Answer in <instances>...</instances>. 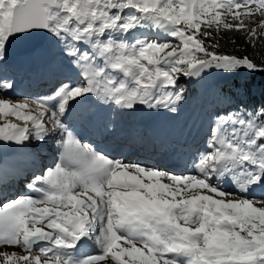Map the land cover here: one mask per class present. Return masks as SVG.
<instances>
[{"label": "snow or ice", "instance_id": "obj_1", "mask_svg": "<svg viewBox=\"0 0 264 264\" xmlns=\"http://www.w3.org/2000/svg\"><path fill=\"white\" fill-rule=\"evenodd\" d=\"M22 66L49 86L0 98V245L23 253L0 264H264V83L218 84L174 167L104 143L187 83L264 73V0H0V94Z\"/></svg>", "mask_w": 264, "mask_h": 264}, {"label": "rangeland", "instance_id": "obj_2", "mask_svg": "<svg viewBox=\"0 0 264 264\" xmlns=\"http://www.w3.org/2000/svg\"><path fill=\"white\" fill-rule=\"evenodd\" d=\"M30 72L27 73L26 75H29L26 77L21 72L16 73V87L10 91L9 96H4L3 94H0V98H9L12 100V102H24L25 98L27 97H33L40 95L44 92L47 91V87L49 86L48 82L45 79H42L40 77V69L37 66H30L29 68ZM242 75V74H247L245 71H241L240 73L236 75H225L222 73H213L209 77H207L204 81L198 82V83H187V88H188V100L185 104H183L180 107V112L179 115H173L175 117V125L177 128L176 135H172V140H170V147L168 149H164L165 151H162L161 158L157 156H153L152 161H159L162 164H167V167H173L170 165L172 163L173 159H169L170 162L166 163V154L169 152L173 151V148H179L181 146H184L185 142L188 144H191L193 142L192 139H187L185 136L182 139V127L186 125V122L190 121L192 124V130L191 136H195L196 141L198 142L200 138L203 136L204 130L207 128V118H206V113L211 110V108L214 106L215 103V96H214V91L213 89L218 85V84H226L228 80H232L234 76L237 75ZM36 80L38 82L39 78L40 81L39 83L42 84L43 87L31 84V79ZM45 83V84H43ZM180 83L184 84L185 80L182 78ZM40 84V85H41ZM257 85V84H256ZM167 112H156V113H145L144 112H138L135 114L131 115H125L119 125H118V140H114V143H111L109 145H118V141L123 139H127L129 143H132L135 148L137 147H146V148H157L160 146L163 142L162 136L160 135V131L156 127L158 122H161L163 118V114ZM154 114L146 120L140 121V117L144 115H150ZM152 118V119H151ZM14 119V118H13ZM144 121H146L144 123ZM14 122H16L14 120ZM157 130L156 133L153 131ZM195 131V132H194ZM194 134V135H193ZM196 134V135H195ZM154 136V137H153ZM129 138V139H128ZM153 138V140H152ZM113 142V140H111ZM51 143V142H50ZM129 145V144H128ZM133 145L129 147H133ZM141 149V148H140ZM143 150V149H142ZM158 150V149H157ZM12 148H5L3 151V156L4 160H11L12 159V153H13ZM46 151H51V154H47L46 160L48 162H51L53 152L51 149H46ZM149 151V152H148ZM148 153L153 152V150H146L144 151ZM48 153V152H47ZM125 153V152H124ZM172 154L175 152H171ZM142 154V153H141ZM140 153L133 154V152L129 155V160L130 161H137L139 159L144 158ZM150 162V161H148ZM18 185L14 186L11 189L12 194H15V192L18 189ZM227 187V185H226ZM0 251L2 252H16L18 254H23L22 250L19 248H14L12 246H5V245H0ZM2 259V258H0Z\"/></svg>", "mask_w": 264, "mask_h": 264}, {"label": "bare ground", "instance_id": "obj_3", "mask_svg": "<svg viewBox=\"0 0 264 264\" xmlns=\"http://www.w3.org/2000/svg\"><path fill=\"white\" fill-rule=\"evenodd\" d=\"M29 68H30V66H22L21 68H20V70L19 71H17V72H21V73H23L24 75H26L27 73H29L30 72V70H29ZM29 75H26V77H28ZM39 81H40V78H39V80H38V82L36 81V80H34V78L33 79H31V84H33V85H36V87H38V86H41V87H43L42 86V84L41 83H39ZM41 84V85H40ZM43 84H45V83H43ZM145 114V113H144ZM152 115H154V114H150V115H144V116H142V117H140V121H143V120H146V118H148V117H150V116H152ZM152 119V118H151ZM146 121H144V123H145ZM175 117L172 115V114H169V113H164L163 114V118H162V120H161V122H158L157 123V125H156V127L155 128H157L158 130H161L160 131V135L162 136V140H163V142L164 143H162L160 146H158L157 148H146V147H141V149H143L142 150V156L144 157V158H142L141 160H144V161H152V159L151 158H153V156H157V157H159V158H161V156H163L161 153H162V151H165L166 149H168L169 147H170V140H172V135L174 134L175 136H177L176 135V131H177V128H176V125H175ZM192 124L193 123H191L190 121H188V122H186V125L185 126H183L182 127V137H180V138H182V139H185V138H183L184 136L187 138V139H192L193 140V137L191 136V132H193V126H192ZM156 131L157 130H154L153 131V133L155 132L156 133ZM195 132V131H194ZM194 135V134H193ZM196 135V134H195ZM154 137V136H153ZM178 138H179V136H177ZM116 139H118V138H116ZM115 139V140H116ZM129 139V138H128ZM111 140L112 139H109V140H107V141H105L104 143L105 144H110V143H112L111 142ZM152 140H153V138H152ZM113 142H114V140H113ZM130 142V141H129ZM129 142H128V140L127 139H123V141H121L120 140V144H118V145H120L121 146V144H123V146H122V150H123V152H125L124 154H125V156L127 157V158H129V155L133 152V154H137L136 152H135V149H134V147L133 148H130L129 146H127L128 144H129ZM97 143H100L99 141H97ZM158 149V150H157ZM165 149V150H164ZM109 150H111V149H109ZM146 150H153V152H157V153H153V154H151V152L150 153H148L147 152V154H146V152H144V151H146ZM48 153L47 154H51V151H47ZM171 152H173V151H171ZM171 152H169L168 154H166V155H164V156H166L165 158L167 159L166 160V163H169L170 162V160L169 159H173L172 160V163H170V165L171 166H175V158H176V153L174 154H172ZM138 155V154H137ZM167 165V164H166ZM170 167V166H169Z\"/></svg>", "mask_w": 264, "mask_h": 264}, {"label": "trees", "instance_id": "obj_4", "mask_svg": "<svg viewBox=\"0 0 264 264\" xmlns=\"http://www.w3.org/2000/svg\"><path fill=\"white\" fill-rule=\"evenodd\" d=\"M228 35H232V34L229 33ZM224 46L227 48L231 47L230 44H225ZM244 80H248L254 84L260 85L261 83H264V73H256V74L247 73V74H242V75L240 74V75L234 76L232 80H228L226 84L239 83Z\"/></svg>", "mask_w": 264, "mask_h": 264}, {"label": "water", "instance_id": "obj_5", "mask_svg": "<svg viewBox=\"0 0 264 264\" xmlns=\"http://www.w3.org/2000/svg\"><path fill=\"white\" fill-rule=\"evenodd\" d=\"M23 47V43L22 42H16V48L20 49ZM0 157L3 158V153H0Z\"/></svg>", "mask_w": 264, "mask_h": 264}]
</instances>
